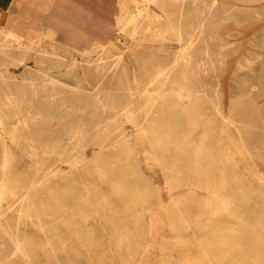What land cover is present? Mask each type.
<instances>
[{
    "label": "rangeland",
    "instance_id": "obj_1",
    "mask_svg": "<svg viewBox=\"0 0 264 264\" xmlns=\"http://www.w3.org/2000/svg\"><path fill=\"white\" fill-rule=\"evenodd\" d=\"M76 1L90 13V16L85 15L88 19L79 24L82 26L74 25L84 38H93L101 33L99 27L110 25L108 31L112 38L84 41L89 44L88 53L80 51L84 42L66 40L73 34L65 30L64 25L48 27L41 21L48 0H17L16 14L9 10V0H0V48L15 40L20 45L15 49L17 59L1 65L0 75L10 76L7 80L12 83V93L17 95L20 106H25L22 100L28 94L26 86L20 85L29 81L27 77H36L45 70L68 84L84 78V84L92 88L97 82L94 76L97 69L99 74L105 73L100 81L103 86L109 81L107 76H117V79L111 77L116 80L111 89L126 90L121 98L133 99L141 112L144 98L138 90L144 64L157 60L163 65L176 55L179 46L172 32L166 29L164 21H152L151 28L135 33L128 25L118 38L117 27L137 6L143 9L141 0ZM196 1L198 9H204V4L211 0ZM215 4L214 13L211 11L206 16L201 38L202 43L208 41V75L202 79L203 90L212 97L218 89L225 119L234 113L235 127L228 123L227 129L233 136L240 131L247 149L235 151L231 142L223 138L220 145L214 147H222L215 159L218 166L202 178L188 175L195 186L188 188L190 184L181 178V171L188 168L190 157L176 160L175 165L172 162L177 157V142L185 135L198 139L205 129L210 106L202 103L204 110L199 114L202 112L199 101L193 98L186 103L188 117L201 120L192 130L194 125L182 117L180 106L174 105V98L168 96L164 101L173 108L165 112L164 128L159 132L162 138L170 139L166 151L140 140L138 131L121 119L127 138L136 142L134 155L119 162L128 173L124 179L125 189L116 190L111 181L117 176L116 171L103 178L91 166L69 173L70 167L65 162L55 161L51 154L50 160L44 161L50 175L63 172L87 185L88 192L79 191L78 205L90 214L87 226L93 228L95 241L89 244L85 241L88 236L85 240L71 237L66 225L53 218L51 226L55 228H51L49 245L43 250L37 230L24 225L23 229L34 238L35 264H264V0H216ZM193 7L191 0H187L185 15L189 14L186 16H191V20L195 14ZM153 11H160L158 5H151L149 14L141 10L138 21L152 17ZM45 52L60 57L47 61ZM147 78H142V82ZM112 93L110 98L114 97ZM7 136L4 140L17 159L19 148ZM34 136H38V132ZM83 150L90 159L97 145L85 144ZM26 161L27 168H33L34 162ZM0 230V241H5V232L3 228ZM234 237H238L239 246H233ZM15 264H24L18 255Z\"/></svg>",
    "mask_w": 264,
    "mask_h": 264
},
{
    "label": "bare ground",
    "instance_id": "obj_2",
    "mask_svg": "<svg viewBox=\"0 0 264 264\" xmlns=\"http://www.w3.org/2000/svg\"><path fill=\"white\" fill-rule=\"evenodd\" d=\"M141 1L144 3L143 9L137 6V9L127 16L126 20L117 27L116 37L120 38L128 25L132 33H135L151 28L152 21H164L166 29L172 32L179 46L176 55L163 65L157 60L145 62L142 78H148L145 82H142L141 78L139 83L141 88L138 90L139 95L144 98L141 112L138 111L133 99L130 97L125 99V96L121 98L126 90L117 92V86H114L116 89H111L112 82L116 81L112 79H117V76L113 74L107 76L109 81L103 86L100 81L105 73L99 74L97 69L94 71L97 82L95 81L92 88L84 84V78L78 79L77 83L68 84L45 70L40 71L36 77H27L29 81L20 85L26 86L28 94L22 100L25 106H20L17 95L12 93V83L7 80V78L10 80V76L0 75L4 80L3 83L0 82V229L3 228L5 232V241H0V264H15L17 255L22 258L24 264H35L34 238L23 229L24 225H31L37 230L38 241L43 250L49 245L51 228L53 230L55 228L54 225L51 226L53 218L66 225L71 237L85 240L88 236V240L85 241L89 244L95 241L93 228L87 226L90 214L84 212L78 205L79 191L88 192L87 185L70 178V175H63V172L62 175H58L57 172L50 175L49 169V172L46 171L47 164L44 161L50 160L54 155V160L65 162L71 169L69 173L73 174L79 167L91 166L101 178L109 177L113 171H116L117 176L111 181L116 185V190L125 189L127 183L124 179L126 180L127 170L121 167L119 162L127 161L134 155L136 142L127 138L128 134L121 128L123 125L121 119L124 118L136 129L135 131H138L140 140L145 141L152 148L166 151L170 139L162 138L159 132L164 128L165 112L173 106L170 107L169 103L164 101L165 97L174 98V105L180 106L182 117L188 119L190 125H194L192 130L199 126L201 120L188 117L186 103L194 98L199 101L200 106L205 102L210 106L208 119L204 122L205 129L198 139L193 138L192 135L190 137L185 135L177 142L175 153L177 157L172 162L175 165L176 160L190 157L188 168L181 171V178L190 184L188 188L195 187L188 175L192 174L197 179L202 178L208 176L213 167L218 166L215 159L222 147L219 149L214 147L220 145L223 138L231 142L235 151L239 148L247 149L240 131H237V136H233L227 129L228 123L235 127L234 113L225 119L218 101V89H215L212 97L203 90V77L208 75L206 66L208 41L202 43L201 38L204 37L206 16L211 13L216 0L204 4V9H198L197 1L191 0L194 5L193 11L195 10L194 20H191V16H189L191 19L186 16L189 14L185 15L187 0ZM153 4L158 5L160 11H153L150 14L152 17L146 16L142 21H138L141 10L149 14L150 6ZM15 41H10L6 47L0 48V66L17 59L15 49H19L20 45ZM84 43L80 51L88 53L89 44ZM45 53L48 55L47 61L60 57L56 53ZM36 79L38 82H34ZM119 83L118 81L117 84ZM126 83L125 85H128ZM165 87L167 89H164ZM112 92L114 97L110 98ZM126 96L128 97L129 94ZM36 104L41 105L36 106ZM200 110L202 112L199 114H202L204 106H201ZM22 111L25 113H21ZM218 119L220 122L217 121ZM34 127L41 130L33 131ZM37 132L38 136H34ZM6 134L19 148L17 159L4 140ZM85 144L97 145V150L93 151L94 154L90 159L84 153ZM27 159L34 162L33 168H27ZM107 163L111 164L110 167L104 168ZM49 164L51 165V162ZM237 241L238 237H234L233 246H239L240 243Z\"/></svg>",
    "mask_w": 264,
    "mask_h": 264
},
{
    "label": "crops",
    "instance_id": "obj_3",
    "mask_svg": "<svg viewBox=\"0 0 264 264\" xmlns=\"http://www.w3.org/2000/svg\"><path fill=\"white\" fill-rule=\"evenodd\" d=\"M16 1L17 0H9L8 7L13 14H16ZM48 3L47 6L45 2L46 8L42 13L41 21L48 27H52L54 24L64 25L65 30L70 31L71 34H73V36L66 38V40L79 43L96 39L105 41L106 39L112 38L109 37V24L99 27L98 29L101 33L96 34L93 38H84L83 35L76 31L77 29H74V25L77 27V25L83 24L84 20L88 19L85 17L86 14L87 16H90V13H88L89 11L79 5L76 0H48ZM80 26L82 25H79L78 27Z\"/></svg>",
    "mask_w": 264,
    "mask_h": 264
}]
</instances>
